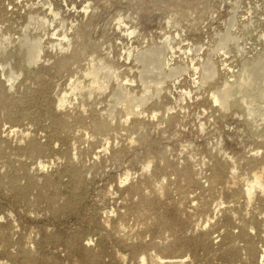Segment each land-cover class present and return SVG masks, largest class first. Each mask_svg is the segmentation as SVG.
<instances>
[{
  "label": "rangeland",
  "instance_id": "rangeland-1",
  "mask_svg": "<svg viewBox=\"0 0 264 264\" xmlns=\"http://www.w3.org/2000/svg\"><path fill=\"white\" fill-rule=\"evenodd\" d=\"M263 60L264 0H0V264H264Z\"/></svg>",
  "mask_w": 264,
  "mask_h": 264
},
{
  "label": "bare ground",
  "instance_id": "bare-ground-1",
  "mask_svg": "<svg viewBox=\"0 0 264 264\" xmlns=\"http://www.w3.org/2000/svg\"><path fill=\"white\" fill-rule=\"evenodd\" d=\"M65 36V35H64ZM227 36V35H226ZM67 37V36H66ZM65 37V38H66ZM225 37V36H224ZM27 39V38H26ZM25 39V41H28V39L26 40ZM34 39H36V40H34V42H32L31 44H29V43H27V44H29L28 46H27V61L32 65V63H35V62H37L38 61V56L40 57V54H39V51H41L42 49V47H41V45H42V43H41V41L42 40H40V38H34ZM225 39V38H224ZM223 39V40H224ZM226 39H227V37H226ZM20 40V39H19ZM227 41V40H226ZM225 41V42H226ZM16 42V41H15ZM23 42V41H22ZM30 42V41H29ZM224 42V41H223ZM23 43H25V42H23ZM23 43H22V45H23ZM10 44V43H9ZM15 44V43H14ZM226 44V43H225ZM25 46V45H24ZM41 48H40V47ZM23 47V46H22ZM21 47V48H22ZM40 49H38V48ZM160 49H162V47H159ZM159 48H157L158 50H156L155 52H153L152 53V55H150V53L149 52H145L146 54H148L149 53V55L147 56H144V58H141V59H144L145 61H142L143 63H144V67L146 66V69H144L143 70V72H144V74H145V77L146 76H155V74H156V77L159 79H157L156 81H154V82H156V85H157V87H156V93L158 94H160V92H161V90H162V88H163V86H162V84L165 82V79H166V77L168 76V75H170L171 76V72H169L168 74H166V72L163 70V67H164V65H165V63L163 64H161V62L159 61L160 60V58L159 57H161V56H159V55H162V54H160V53H162L160 50H159ZM6 49V48H5ZM152 49V48H151ZM155 49V48H154ZM154 49H153V51H154ZM164 49V48H163ZM149 50V49H148ZM1 51H3V50H1ZM150 51H152V50H150ZM2 53V52H1ZM19 53V52H18ZM41 53V52H40ZM143 56H141V57H143ZM140 58V57H139ZM162 58V57H161ZM22 60H23V58H22ZM26 60V59H25ZM162 60V59H161ZM26 61V62H27ZM27 62V63H28ZM163 62V61H162ZM36 64V63H35ZM23 65V64H22ZM29 65V64H28ZM99 66V65H98ZM98 66L97 65H95L94 64V66H93V68L89 71V74H91L92 75V82L91 83H96V85H98L97 83H99L100 81H98V78H99V68H98ZM206 67V66H205ZM173 68V67H172ZM171 68V70H174V69H172ZM28 69V68H27ZM175 70H177V69H175ZM205 70H207V73H206V76L208 77H210V76H214L217 72H216V68L213 66V64L211 63V62H209V63H207V67H206V69ZM142 72V73H143ZM175 72V71H174ZM173 74V73H172ZM107 75L109 76V77H111L112 75H113V72L112 71H108L107 72ZM106 75V76H107ZM8 76V75H7ZM11 77H9V78H12V75H10ZM206 76H205V78H204V80H203V82H207L206 80ZM108 77V78H109ZM143 77H144V75H143ZM9 78H8V80H9ZM151 78L149 77V80H150ZM155 79V78H154ZM153 79V80H154ZM13 80H14V77H13ZM149 80H148V82H149ZM104 81V80H103ZM107 81V80H106ZM150 81H152V80H150ZM9 82H11V81H9ZM8 82V83H9ZM105 82V81H104ZM108 82V81H107ZM147 82V81H146ZM147 82V83H148ZM7 83V84H8ZM79 83H80V81H79ZM106 83V82H105ZM103 86L102 87H100L99 85V87L100 88H103L104 87V84H103V82L101 83ZM123 84V83H122ZM122 84H120V88L118 89V91H117V93H121V98H119V101L121 102V103H123V108H124V110H126L127 112H129L128 113V115H130L131 114V112L130 111H135V113H141V111L139 110V107L142 105V104H145L146 102H147V100H148V98L147 97H145V96H143V97H140V99L138 98V97H135V95L132 97V95H130L127 91H125V90H123L124 88L123 87H121V85ZM149 84V83H148ZM258 84H260L261 85V89H260V91H264V60L263 61H260V62H258V63H256L255 65H253V66H251V67H247V68H245L244 69V71H243V76L240 78V79H236L235 81H229V80H226V82H225V84H224V86L223 87H221L220 88V92L218 93V94H216L215 95V93H214V99H215V101H219L220 102V104L222 105V107L223 108H227L230 104H231V102L234 100L233 99V96L235 95V94H237V93H242V95L240 96V100H243L244 102H246V98H248V97H252L253 95V93H252V90L254 89V87H259V85ZM79 85V84H78ZM95 85V86H96ZM75 86V85H74ZM94 86V85H93ZM94 86V87H95ZM125 86V85H124ZM77 87V86H76ZM75 87V88H76ZM80 87V86H79ZM92 87V86H91ZM93 87V88H94ZM78 88V87H77ZM81 88V87H80ZM123 88V89H122ZM91 89V88H90ZM104 89V88H103ZM74 90V89H73ZM219 91V90H218ZM256 91H258V89L256 88ZM92 92V91H91ZM89 93V92H88ZM90 94V93H89ZM92 94V93H91ZM255 95L257 94V93H254ZM2 95V94H1ZM136 99H138V100H136ZM252 99H255V97H252ZM258 100V99H257ZM60 103H59V105H61V106H63L65 103H66V101H67V96L66 95H63L61 98H60ZM118 101V102H119ZM119 102V103H120ZM258 102V101H257ZM260 102H261V100H260ZM58 105V106H59ZM64 107V106H63ZM114 110V109H113ZM138 110V111H137ZM111 112V111H110ZM134 113V112H133ZM132 113V114H133ZM134 113V114H135ZM113 116V115H112ZM137 117V116H136ZM138 118V117H137ZM140 118V117H139ZM129 120V119H128ZM12 131H16V129H13ZM12 131H10V132H12ZM18 132V131H17ZM42 164V163H41ZM215 171H217V170H215ZM186 173V172H185ZM187 174H188V172H187ZM256 184H259V185H262V182H261V180L259 179V178H257L256 179ZM252 188H253V185L250 187L249 186V188L247 189V192L249 193V195H250V193H252L251 192V190H252ZM228 211H230V210H228ZM237 221V220H236ZM241 222V221H240ZM239 222V223H240ZM238 223V224H239ZM243 223V222H242ZM246 224V223H245ZM240 226V225H239ZM264 235V234H263ZM264 237V236H263ZM257 238V237H256ZM233 241H235V240H233ZM235 244H237V243H235ZM238 245V244H237ZM245 245H246V243H245ZM261 247V246H260ZM256 248V247H255ZM263 250V249H262ZM264 252V251H263ZM262 256V259L264 260V257H263V255H261ZM246 257V255L244 256V258ZM143 260L145 261L146 259H145V257H143ZM180 260V259H179ZM174 261V260H173ZM178 262H180V261H178ZM182 262V261H181ZM259 262H262V260L261 261H259ZM165 263V262H164Z\"/></svg>",
  "mask_w": 264,
  "mask_h": 264
}]
</instances>
